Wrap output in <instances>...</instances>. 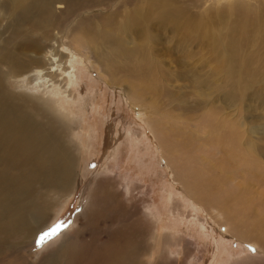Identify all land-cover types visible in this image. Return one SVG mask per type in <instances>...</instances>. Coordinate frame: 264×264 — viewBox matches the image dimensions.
Masks as SVG:
<instances>
[{"label":"rangeland","instance_id":"1","mask_svg":"<svg viewBox=\"0 0 264 264\" xmlns=\"http://www.w3.org/2000/svg\"><path fill=\"white\" fill-rule=\"evenodd\" d=\"M99 1L104 2V0ZM167 1L172 8L183 6L184 14L195 15L196 20L206 21L208 18L207 21H210L212 15L222 19L224 15L226 20L224 18L223 20L227 25L222 27V23H217L218 29L223 31L219 47L228 40L227 27L234 26V18L239 13L231 9L226 0ZM237 1L233 5H236ZM247 2L254 10L253 14L257 15L258 10L260 14L263 13L262 23H258L260 26H256L255 30L245 35L251 41L255 40L254 47L260 48L263 46L261 39L264 36V0H260L261 3H257L256 0H247ZM114 6L109 0V5L105 2L99 4L93 12L102 17L117 12L115 19L117 25L127 27L126 13L130 12L132 4H128L127 8L120 7L119 10L116 9L118 5ZM230 10L236 13H229ZM8 14L7 12L3 16L5 20L0 17V36L5 32L7 20L12 19ZM155 23L159 26L163 25L158 21ZM11 26L12 23L9 24V27ZM216 27L208 25L207 29L205 24L201 28L194 27V40L190 43L193 55L191 59L189 58V62L196 64V67L200 66L201 62V65H206L205 69L197 68L198 79L201 81L206 77L199 75L210 72L208 70L217 64L215 59L212 60L209 54L202 50L212 46L213 37L217 35ZM113 30L117 31V28ZM204 31L210 37L207 42L201 40L200 35L204 34ZM163 33L159 36V40L153 42L151 55L154 59L159 57L165 59L162 68L173 72H169L170 80L167 82L162 80L160 74H156L154 78L136 81L137 88H140H138L137 104L129 102L123 93L128 90L126 83L130 80L121 76L119 78L121 80L117 78L111 80L108 73L100 74L101 69L96 72L93 68L94 55L89 50L86 51L89 58H84L82 55L86 56V54L80 52L82 55H77V60L72 61L74 74L70 76V82L73 90H71L72 96L67 98L69 100L65 101V104L67 103L68 110L74 111L77 116L80 115L79 119L82 120L81 117H84L85 130L79 132L82 138L79 141L85 145L86 154L80 156L79 153L77 158V175L71 193H65L59 198L30 242L24 243L25 246L20 249L14 244L12 247L6 245L4 249L7 253L4 257L0 256V264H15V262L17 264H94L96 256L103 258L109 255L110 243L119 246L128 245L124 248L128 253H131V249H136L135 260L129 258L130 262L127 255L122 254L123 261L126 259L122 264L128 262L129 264H264V248L259 244L263 241L254 239L247 241L230 230L231 227L239 225L237 229H240V233L255 232L258 239L262 238L261 235L264 237V80L260 79L255 87L262 92L261 100L249 99L252 91L250 87L246 88L242 95L246 104L254 108L253 111L263 120L260 121L256 115L253 117L258 124L256 132L259 135L258 143L253 141L256 150L247 157L241 156L232 161L239 169L233 174L229 169L220 167L218 163L221 155L220 147L213 144L212 139L205 137L206 133H203L204 129L201 127V122L207 120V116L204 115L208 108L216 116L215 105L210 103V98L218 99L219 90L216 86L222 83L220 80L204 82L199 88L192 77L191 79L173 77V73H178L180 67L169 60L166 46L172 44L171 40L175 45L176 40L172 37V31L164 30ZM43 37V42L47 45L46 50L56 48L59 44L55 31L51 37L48 34ZM121 38L126 42V46H134V41L129 44L125 36ZM61 43L62 47H59V51L69 54V38ZM115 49L118 47L116 46ZM51 53L43 55L42 60L45 61ZM97 63H101V57ZM190 67L193 66L186 65L187 69ZM222 74L229 89V85L234 84L232 80L225 78V69ZM196 82L199 83L197 79ZM242 84L247 85V78L242 79L241 87ZM121 88L124 89L123 92ZM163 88L169 95L161 93L160 89ZM81 98H84L86 107L81 106ZM246 109L247 107L244 108L243 113ZM228 110L225 108L224 112ZM232 113L228 111L224 117L227 119L232 117L233 122L238 124L242 115L232 116ZM147 117L152 122L165 124L164 126L167 127L165 130L173 132L176 136L174 139L177 137H181L178 140L187 139L185 144L190 139L199 148L189 149L190 153L186 155L179 153L181 145L171 148L166 143L169 156L164 157L159 139L150 130L151 124L145 120ZM236 126L237 131H243L244 128ZM89 128L91 131H88ZM178 129L180 135L175 134L178 133ZM220 146L222 148L225 144L221 143ZM210 150L215 152L216 158L210 157L208 153ZM250 162L260 163L263 168L255 164L254 173L247 175ZM197 166L203 169L199 170L203 172V176L196 175L193 178V170ZM257 179H259L258 184ZM211 180L209 184L213 190L207 193L209 198L201 203L197 189L193 190V184L195 185V181L210 182ZM248 184L252 186L253 194L248 195L244 190ZM91 186L90 201L94 206L91 202L90 206L95 209L85 210L81 202L86 190L91 189ZM241 187L242 194L237 193ZM103 191H110L112 193L110 196H113L114 200L107 202L99 198ZM227 193L235 195L228 202L233 207L230 209L229 217L225 216L222 210L225 205H222L219 199L210 201V204L208 202L211 197L218 198ZM243 197L245 202L241 201ZM94 211H96L94 216H90L89 214ZM96 214L99 216L96 217ZM80 230H83L84 236H77ZM160 233H163V236L160 237ZM40 237L44 238L43 241ZM71 239H75L72 244V258H67L63 262L56 260L54 263H48L50 254L59 244ZM10 257L12 262L9 260Z\"/></svg>","mask_w":264,"mask_h":264},{"label":"bare ground","instance_id":"2","mask_svg":"<svg viewBox=\"0 0 264 264\" xmlns=\"http://www.w3.org/2000/svg\"><path fill=\"white\" fill-rule=\"evenodd\" d=\"M110 1L113 5H118L116 8L118 10L120 7L127 8L128 4H132L130 12L127 11L126 13L127 27L117 25L115 21L117 12H112L103 17L93 12V9L99 4L105 2L109 5V0H104V2L99 0H0V17L5 20L3 16L8 12L9 17L12 18L9 21L7 20L5 32L0 36L1 257H4L7 253L4 249L6 245L12 247V244H14L17 249H20L25 246L24 243L30 242L55 203L65 193L70 194L74 186L75 176L77 175V158L79 153L80 156L86 154L84 153L85 145L82 141H79L82 139L79 132L85 130V120L84 117H81L82 120L79 119L78 116L80 115L77 116V113L68 110L65 101L72 96L71 90L73 88L70 82V76L74 74L72 61L77 60V55H82L80 52L86 54V56L82 55L84 58L90 57L86 51L89 50L93 53L94 64H92L96 72L101 69L100 74L108 73L111 80L113 78L121 80L119 79L120 76L130 80V82L125 80L129 82L126 83L128 90L124 91L123 88L121 90L124 91V96L129 102L133 104L136 102L137 104L140 88H137L136 81L154 78L156 74H160L165 82L170 80L168 75L173 70L168 72L163 69L161 65L165 63V59H161V57L154 59L151 53L153 42L159 40V36L163 31H172V37L178 43L175 42L174 45L171 40L172 44L166 46V53L169 54V60L180 67V71L173 73V77L184 79H191L192 77L193 82L195 81L199 88L203 86L204 82L220 80L222 83L216 86L219 90L217 93L218 99L210 98V103L215 105L216 116L208 108L204 115L207 116V120L201 122V127L204 129L203 133H206L205 137L212 139L213 144L220 147L221 155L218 160L220 167L222 169L227 168L234 174L235 171L239 170L233 163L234 159L241 156L247 157L256 150L253 141L258 143L259 135L256 132L258 124L253 117L257 113L253 111L254 108L246 104L242 99V95L246 88L250 87L252 91H250L249 99L261 100L262 98L261 90L259 91L255 87L260 79L263 78L264 80V36L261 39L263 46L260 48L253 46L255 40L251 41L245 37L262 23L263 13H259V8H257L256 15L253 14L254 10L247 4V0H238L236 5H233L236 0H226L231 9L239 13L234 18V26L229 27L228 25L227 27L229 30L228 40L225 38L226 43L219 47L223 31L218 29L219 25L217 23H222L221 26L224 27L226 24L223 20V18L226 20L224 15L222 19L219 18V21L218 17L209 14L210 21H207V18L206 22L200 19L196 20L195 15L186 16L183 6L172 8L167 0ZM256 2L259 3L260 0H256ZM53 7L59 10L56 11ZM233 12L229 11V13ZM155 21L163 23V25L159 26ZM10 23H12L11 27H9ZM204 24L207 29L208 25L217 26L218 36L213 37L212 46L208 49H202L209 54L211 59H215L217 64L208 70L210 72L207 71L208 73L199 75L206 77L205 80L201 81L198 79L197 68L202 67L205 69L206 65H201L202 62L198 60L201 63L200 66L197 65L198 67H196V64L189 62V58L191 59L193 55L190 43L194 40L195 28H201ZM114 28H117V31L113 30ZM54 31L59 44L56 48L46 50L47 45L43 42V35L48 34L51 37ZM121 36H125L129 44L134 41V46H126V42ZM200 36H202L201 40L204 42L210 39L209 34L207 35L205 31ZM66 38L70 40V44H68L70 53L67 55L59 51V47H62L61 41ZM116 46L118 49H115ZM46 53L51 54L44 61L42 58ZM100 57L101 63H97ZM186 65H192L193 67L187 69ZM224 69L225 78L232 80L234 84L229 85V89H227L228 84H225L222 74ZM243 78H247V85L242 84L241 87ZM196 79L199 82L198 84ZM222 86L224 88H221ZM160 90L161 93L169 95L164 88ZM208 96L210 97V95ZM81 99V106L86 107L84 98ZM231 107L233 110H228ZM245 107L247 109L243 113ZM225 108L233 112L232 116L242 115L238 124L233 122L232 117H229L230 119L224 117L228 113V111L224 112ZM256 118H259L260 121L263 120L261 116L256 115ZM145 120L148 124H151L150 130L159 139L164 157L169 156L166 143L171 148L181 145L182 148L179 153L186 155H189V149L199 148L190 139L186 144L187 139L178 140L181 137L174 139L176 136L173 132L165 130L167 128L164 126L165 124L161 125L157 121L152 122L148 117ZM236 125H239L242 129L244 128L243 131H237ZM175 129L177 128L175 127ZM179 130L175 134L180 135ZM88 131H91V129L89 128ZM228 133L230 134L229 137ZM221 143L225 144L222 148ZM208 153L211 158L215 157L213 150L208 151ZM249 164L247 175L251 172L254 173L253 166L255 164L263 168L260 163L250 162ZM201 169L197 166L193 170V174L191 173L192 177L194 178L196 175L203 176V172L199 171ZM244 171H246V167H244ZM259 179H257V184ZM211 182L212 180L210 182L195 181V185L193 184V190L197 189L201 203L209 198L207 193L213 190L210 187ZM91 185L93 186V182H91ZM92 186L91 189L86 190L85 197L81 202L85 210L95 209V207L90 206ZM251 188L252 186L249 184L248 187L244 188L248 195L253 194ZM242 189L241 187L237 193L242 194ZM101 194L99 198H103L107 202L114 200V197L110 196L112 194L110 191H103ZM232 197H235V195L227 193L222 197H211L208 202L210 204V201L219 199L222 205H225L222 207L225 216L229 217L231 214L230 209H233V207L228 202ZM241 201L245 202V198L243 197ZM95 212H92V215L88 214L94 216ZM157 215H159V212ZM95 216L98 217L99 215L96 214ZM75 221L76 218L74 223ZM238 226L231 227L230 230L233 234L247 241L262 240L263 242L259 244L264 248L263 235H261L262 238L258 239L255 232L240 233V229H237ZM81 235L84 236L83 230H80L77 236ZM161 236H163V233H160ZM120 239L119 243H121ZM74 240L71 239L59 244L58 248L50 254L48 263H54L56 260L63 262L67 258H72ZM110 244L109 255L103 258H97L96 256L94 264H122L124 260L122 258L123 253L127 255L128 261L129 258L133 260L135 257L136 249H131V253H128V250L124 249L128 245ZM14 259H16L15 256ZM9 260L12 262L11 257Z\"/></svg>","mask_w":264,"mask_h":264},{"label":"snow or ice","instance_id":"3","mask_svg":"<svg viewBox=\"0 0 264 264\" xmlns=\"http://www.w3.org/2000/svg\"><path fill=\"white\" fill-rule=\"evenodd\" d=\"M40 239H41V241H43L44 238L43 237H40Z\"/></svg>","mask_w":264,"mask_h":264}]
</instances>
